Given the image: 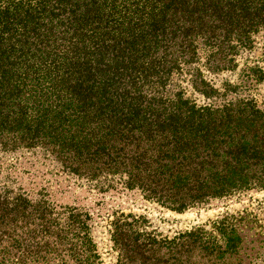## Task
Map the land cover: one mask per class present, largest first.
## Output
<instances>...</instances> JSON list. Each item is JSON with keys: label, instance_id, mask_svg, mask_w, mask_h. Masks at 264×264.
<instances>
[{"label": "trees", "instance_id": "1", "mask_svg": "<svg viewBox=\"0 0 264 264\" xmlns=\"http://www.w3.org/2000/svg\"><path fill=\"white\" fill-rule=\"evenodd\" d=\"M261 90L264 0H0V154L125 176L182 213L264 191ZM48 211L0 191V264L64 261ZM258 219L226 212L171 238L116 222L117 262L264 264Z\"/></svg>", "mask_w": 264, "mask_h": 264}, {"label": "rangeland", "instance_id": "2", "mask_svg": "<svg viewBox=\"0 0 264 264\" xmlns=\"http://www.w3.org/2000/svg\"><path fill=\"white\" fill-rule=\"evenodd\" d=\"M212 78L221 83V76ZM255 95L262 102L263 91ZM234 97L229 94L226 98ZM261 107L264 109V104ZM125 181L126 177L120 175L89 180L69 173L45 151L0 154V191L25 193L34 204L45 201L52 221L59 223L50 233L64 256L60 264H118L112 239L116 222L133 225L137 220L141 232L171 238L179 231L209 225L223 213L237 214L247 209L264 225V191L254 189L213 199L205 206L177 213L146 199L139 189L126 187ZM36 218V213L31 215V221Z\"/></svg>", "mask_w": 264, "mask_h": 264}]
</instances>
